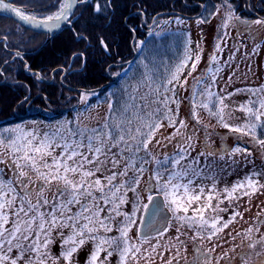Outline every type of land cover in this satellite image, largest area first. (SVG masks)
Segmentation results:
<instances>
[{
  "label": "snow or ice",
  "instance_id": "6c2138e0",
  "mask_svg": "<svg viewBox=\"0 0 264 264\" xmlns=\"http://www.w3.org/2000/svg\"><path fill=\"white\" fill-rule=\"evenodd\" d=\"M89 2L94 13L109 18L111 0H58L57 10L43 17L5 0H0V9L33 28L51 32L62 22L71 24L73 9ZM202 7L207 15L202 14L197 23L208 22L221 8L226 11L220 29L241 22L230 0H222L215 12L207 5ZM175 22L184 23L179 17ZM243 25L254 38L253 25L264 27V18L245 20ZM167 31L161 29L155 35L164 37ZM237 35L243 32L238 30ZM228 36L230 31L223 32L218 40L226 46ZM237 43L235 50L239 51L243 45ZM100 44L108 50L103 38ZM190 44L185 40L184 51L174 61L159 49L146 58L147 63L142 58V71L121 89L105 94L107 112L102 119L92 115L96 105L88 103L89 97L99 99L92 91L81 94L80 103L85 107L77 109L72 121H22L0 126V264H73V257L89 242L93 248L86 264H111L113 256L116 264H156L157 258L160 264H236L237 258L240 264H264V208L247 229L235 235L229 232L224 238L237 217L243 219L239 201L248 197L250 203L256 194H264L260 180L264 168L256 170L251 151L239 143L229 147L222 141L215 147L210 126L199 116L201 110L206 111L221 127L238 134V141L249 137L248 142L264 154V85L228 93L215 91L223 64H228L219 61L216 53L224 49L217 42L208 68L193 77L189 100L195 124L189 129L186 119H178L181 101L177 87L185 88L202 59V50L193 58ZM173 48L169 44V51ZM259 48L260 44H255L253 52ZM73 56L83 57V53ZM186 69L187 76H183ZM25 70L30 68L25 65ZM238 93L248 95L238 108L225 103ZM28 100L25 96L20 103ZM236 110L245 114L244 120L230 124ZM165 123L174 131L157 139ZM198 126L203 127L204 136L197 152L201 140ZM173 142L171 153L152 150ZM241 164H252V169L221 187L223 175L232 174ZM228 208L233 211L225 220L222 214ZM173 223L176 236L165 238ZM134 227L136 237L131 235ZM238 237L239 243H235ZM57 239L59 255L52 252ZM186 241L193 245L191 259ZM225 244L230 246L218 252Z\"/></svg>",
  "mask_w": 264,
  "mask_h": 264
},
{
  "label": "trees",
  "instance_id": "16d2710c",
  "mask_svg": "<svg viewBox=\"0 0 264 264\" xmlns=\"http://www.w3.org/2000/svg\"><path fill=\"white\" fill-rule=\"evenodd\" d=\"M13 1L40 15L58 8V0ZM111 2L112 9L108 13V19L94 13L91 2L78 6L79 16L71 27L57 35L52 44L40 52V74L43 72L42 66L47 67L45 70L56 66L52 81L47 82L34 75L27 76L23 71L14 72L15 76L13 72L8 74L7 71V79L0 84V126L14 125L37 117L48 120L62 117L73 111L80 102L81 94L87 89L96 91L99 97L106 92H114L113 87L121 80L122 68L128 70L137 59L138 43L143 40L149 27L173 15L183 18L201 17L202 14H207L202 6H209V11L213 12L214 6L222 0ZM230 3L242 19H255L260 14L264 15V0H230ZM5 21L9 25L8 21L12 20L0 14V30ZM151 21L152 24L147 26ZM11 30L12 28L7 29ZM77 34L85 38H78ZM100 38L104 39L108 50L101 47ZM134 49L136 52H133ZM70 50L72 52H67ZM78 50L82 52H75ZM74 53H83V57H74ZM4 55V52H0V65L4 62ZM4 66L2 70L6 72L9 64L5 63ZM115 73H119L116 75L117 80L107 84L109 74ZM25 96L29 100L21 104Z\"/></svg>",
  "mask_w": 264,
  "mask_h": 264
},
{
  "label": "rangeland",
  "instance_id": "374dc122",
  "mask_svg": "<svg viewBox=\"0 0 264 264\" xmlns=\"http://www.w3.org/2000/svg\"><path fill=\"white\" fill-rule=\"evenodd\" d=\"M221 4L222 2H217V5L215 6ZM215 6L213 12H215L216 10ZM225 11V8H221L218 15L210 17L208 22L205 23H197V20L200 17L183 18L181 16L173 15L167 17L166 19H162L159 23L149 27L148 32L145 34L142 40L144 41V44L141 45L140 43H138L137 59L135 60L134 64L130 65L131 67L128 70L125 67L122 68L120 72L122 75L121 80L115 84L113 90L116 91L118 89H121L123 84L130 77L142 71L143 69L140 65L141 59L145 58V62L147 63L148 60L146 58L150 57L153 51L156 49H159L161 53H164L166 57H170L174 61L177 56L184 51L185 40L191 41V44L189 46L192 50L193 58L194 54L197 51L202 50L200 52L202 59L199 62L196 71L193 72L192 77L188 78V82L185 88L177 87V97L181 101L178 119H186L189 129H191L195 124V121L191 119V105L189 100L191 94V87L194 83L193 77L200 76L208 68L209 57L215 52V45L217 42L221 44V47L224 50L222 52L216 53V55L221 64H223L224 61H228V64H223V71L220 76L217 77L216 86L214 88L215 91L219 92L220 89H224V93H228L234 92L235 89H243L246 87L254 88L259 87L260 85H264V27L253 25V28L256 30L257 33H255L254 38L253 34H250L249 30L244 27L243 22H238L235 27H231L229 29H220L218 26L221 25L224 19ZM177 17L183 20L184 23L177 24L175 22V19ZM165 21H167L168 23H164ZM161 29H167L168 31L165 33L164 37H157L155 33L159 32ZM238 30L243 32L242 36L237 35ZM228 31H230V36L226 37L227 44L225 46L224 42L219 41L218 38L223 34V32ZM238 41L243 46L240 47L239 51H236L235 48L236 46H238ZM169 44L174 45V48L171 51H169ZM255 44H260V48L256 52H253V47ZM197 45L200 46L199 49L197 48ZM233 54V58L229 59L230 55ZM190 64L191 62H189V68ZM130 72H132L131 75ZM187 72L188 70L186 69L183 76H187ZM183 76L181 77L182 80ZM229 77H231V81H229ZM86 92L91 93V91H88V89ZM105 94L102 97H99V94L97 93L99 99L95 96H90L88 102L89 104L96 105V108L92 112V115H98L101 119L107 112V104L104 103ZM247 99V94L238 93L226 100L225 103L229 104L233 108H238V105L246 101ZM83 107H85V105H82L80 102H78L73 111H69L67 114L57 119L48 120L45 118L37 117L29 119L25 122L38 121L41 124H47L49 122H56L59 120L72 121L77 115V109ZM173 108H175V105H173ZM244 115L245 114L242 111L236 110L232 114L233 118L229 121V123H241L244 120ZM199 116L204 124L210 126L208 131L212 133L211 139L212 141H214L215 147H220L222 141L226 143L229 147H234L237 145V143H239L241 147H247L248 150L251 151L252 157L250 159L253 161L256 170L264 168V154H262L258 147L248 142L250 139L249 137H243L242 140L238 141L236 139L238 134L232 133L228 129L221 127L217 123L215 118L209 117L206 111L201 110L199 112ZM93 123H95V121H93ZM173 131L174 129L168 127L167 123H165L164 128H162L157 134V139H160L161 137H166ZM197 134L201 138V140L197 142L198 152L200 150V144L202 143V139L204 136L203 127L198 126ZM174 148L175 142L168 145L167 147H153L152 150L153 152L171 153ZM193 155H195V153H193ZM251 169L252 164H241V166L232 174H228L226 172L220 181V186L223 187L225 183L231 185L233 181L242 177ZM145 179H147V177H145ZM260 180L262 183H264V176H261ZM223 206L227 208V202H225ZM127 208L130 209V205L127 206ZM262 208H264V194H256L252 197L250 203L248 201V197L242 198L239 201L238 210L243 213V219L237 217V220L233 222L227 230H225L224 238H227V234L229 232L235 235L236 232H241L243 229H247L249 225L254 222V218ZM245 209H248V211H245ZM232 211V208H228V212L222 214L225 220L228 219ZM183 231H187V229H183ZM261 232H264V227L261 228ZM176 234L177 233L175 231V223H173V227L169 230L168 233H166L165 238H167L168 236L175 237ZM113 235H115V232L113 233ZM131 235L133 237H136L137 230L135 227L133 228ZM189 235H191V233H189ZM256 235L259 234L257 233ZM180 239L185 240V237L181 236ZM239 240L240 238L238 237L235 243H239ZM186 243L188 245L187 255L189 259H191L194 255L193 245L191 241H186ZM197 243H199V241H197ZM229 246V244H225L222 248L217 249V251L222 252L225 248ZM92 248L93 245L91 242L86 243L73 257V264H86V260L90 252L92 251ZM60 251V240L57 239L56 242L52 245V252L56 255H59ZM236 251L239 252L240 248H237ZM101 255L103 257V254ZM167 258V255H165L164 259ZM116 260L117 257L113 256L111 258V264H116ZM60 264H64V262L61 261ZM141 264H143V262H141ZM156 264H160L159 258H157ZM220 264H224V261H221ZM236 264H240L239 258H237Z\"/></svg>",
  "mask_w": 264,
  "mask_h": 264
},
{
  "label": "flooded vegetation",
  "instance_id": "af4514ba",
  "mask_svg": "<svg viewBox=\"0 0 264 264\" xmlns=\"http://www.w3.org/2000/svg\"><path fill=\"white\" fill-rule=\"evenodd\" d=\"M9 2L15 7H21L20 5L15 3L13 0H10ZM55 11L56 10L51 11V12H46L43 15L38 14L34 10H26V13L34 14V15H37L38 17H43ZM73 13L74 15H72L71 17L72 22L79 16L78 6L75 7V10ZM0 14L2 16L7 17L1 12ZM73 17L75 18L73 19ZM7 18H10V17H7ZM258 18H264V15L260 14ZM258 18H255V19H258ZM10 19L13 22L8 21L9 25H6L7 23L6 21L2 23L1 29L4 30V32L0 30V50H1L0 52H4L5 54L4 62L0 65V69H3L5 67L4 66L5 61H7V64H9V68H6V72L3 71L2 74H0V84L3 83L7 79L6 78L7 71H8V74L10 72H13L14 76L16 75L14 72L23 71L25 74H27V76L34 75L47 82L52 81L56 66H53L52 68H49L47 70H45V68H47L46 66H42L41 69L43 72L41 71L42 74H40V69H39L41 66L40 65V62H41L40 52H43L45 47L50 46V44H52L53 40L55 39L57 35L64 33L68 27H71L72 23L69 24L65 22L61 25L58 32H52L51 34H49L47 32H41V31L27 28L23 26L22 24H20L19 22H17L16 20H14L13 18H10ZM255 19L243 18L242 20L252 21ZM151 24H152V21L151 23L147 24V26H150ZM8 28L10 29L12 28V30L7 31ZM17 51L20 53L19 56H16ZM67 52H72V51L70 50ZM75 52H82V51L78 50ZM133 52H136V50L134 49ZM25 65H27L30 68V71L25 70ZM58 67H61V66H58ZM19 74H22V73H19ZM115 79L117 80V77L114 74H109V80L106 83L111 84L115 81Z\"/></svg>",
  "mask_w": 264,
  "mask_h": 264
},
{
  "label": "water",
  "instance_id": "95a60500",
  "mask_svg": "<svg viewBox=\"0 0 264 264\" xmlns=\"http://www.w3.org/2000/svg\"><path fill=\"white\" fill-rule=\"evenodd\" d=\"M9 1H10V0H5L6 3L11 4ZM11 5H12V4H11ZM74 10H75V8L73 9V12H74ZM0 12H1L2 14L6 15L7 17L13 18L14 20H16L17 22H19V23L22 24L23 26H25V27H27V28H30V29H33V30H37V31H41V32H47V33L51 34L52 32H58V30L60 29V28H59V29H54V30H52L51 32H48V31H46V30H44V29H36V28H33L31 25H29L27 22L20 20L18 16H16V15L13 14V13H11L10 11H6V10H3V9H0ZM74 18H75V17H73V19H74ZM241 22H243L242 19H241ZM63 23H65V22H62V24H63ZM62 24H61V25H62Z\"/></svg>",
  "mask_w": 264,
  "mask_h": 264
}]
</instances>
